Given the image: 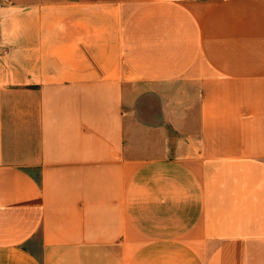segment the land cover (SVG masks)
Returning <instances> with one entry per match:
<instances>
[{
    "label": "crops",
    "instance_id": "crops-1",
    "mask_svg": "<svg viewBox=\"0 0 264 264\" xmlns=\"http://www.w3.org/2000/svg\"><path fill=\"white\" fill-rule=\"evenodd\" d=\"M0 264H264V0H0Z\"/></svg>",
    "mask_w": 264,
    "mask_h": 264
}]
</instances>
